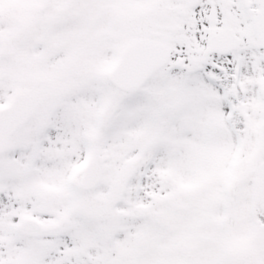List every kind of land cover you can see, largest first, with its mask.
I'll return each mask as SVG.
<instances>
[{
	"label": "snow or ice",
	"instance_id": "6c2138e0",
	"mask_svg": "<svg viewBox=\"0 0 264 264\" xmlns=\"http://www.w3.org/2000/svg\"><path fill=\"white\" fill-rule=\"evenodd\" d=\"M0 264H264V0H0Z\"/></svg>",
	"mask_w": 264,
	"mask_h": 264
}]
</instances>
